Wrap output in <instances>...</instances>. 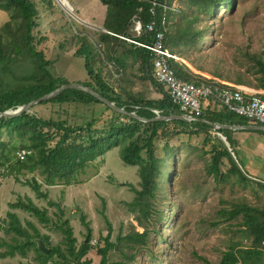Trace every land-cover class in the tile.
<instances>
[{"label": "rangeland", "instance_id": "1", "mask_svg": "<svg viewBox=\"0 0 264 264\" xmlns=\"http://www.w3.org/2000/svg\"><path fill=\"white\" fill-rule=\"evenodd\" d=\"M34 1L39 11L34 19V44L53 61L49 69L55 76H61L68 82L90 81L97 86L95 79L87 74L84 57L76 55L86 38L95 53V69L124 101L130 94L150 99L162 97L140 59L131 53L132 42L121 37L104 39L110 30L99 25L98 20L106 14V5L99 0ZM210 1L172 0L169 3L166 15L169 44L199 71L195 76L201 81L217 77L257 87L261 72L253 57L264 59V0H235L234 4L217 0L214 8L209 5ZM61 5L73 11L74 15ZM7 14L0 24L10 19ZM14 16L20 22V16ZM188 27L193 34L201 31L205 36H199L194 43H187L185 38L181 39V30ZM14 69L19 75L28 73L33 69L32 60L27 54L22 55L15 61ZM0 79L9 84L17 82L1 69ZM101 90L103 88L99 87L100 93ZM110 94L113 95L112 91ZM30 113L47 120H64L76 127L68 142L75 139L88 143L91 134L100 137L112 125L130 122L129 118L98 102L38 103ZM172 120H166L168 123L160 130L154 143L160 170L155 179L156 197L150 199L152 208L147 217L140 209L132 208L136 192L131 184L137 190L142 188L140 165L126 163L121 157L120 147L90 161L72 184L47 185L43 183L46 172L40 166L34 172L23 166L18 169L16 151L21 145H29V139L9 135L4 128L0 138L8 143V147L6 155L0 150L1 217L8 219V213L16 211L23 227L32 230L28 224L32 222L41 233L45 231L50 236L49 244L46 243L48 247L60 245L63 248L65 257L52 256L46 264L75 260V254L69 251L72 241H68L59 228L65 226L66 220L73 227L76 249L86 241L91 231L93 249L86 257L92 260V264H100L101 256L97 249L105 245L107 219L112 223L111 240L115 243L108 251V264H221L225 253L232 248L253 247L254 235L245 222L249 211L243 208L252 206L264 210V185H259L256 180L242 179L228 158L222 160L220 175L208 173L214 149L218 151L222 147L219 137L223 133L215 128L198 133L196 126H182ZM50 134L52 139L49 143L54 145L60 135L55 128L50 130ZM230 135L235 149L223 136L247 172L264 179V134L251 129H232ZM143 155L148 160L145 151ZM248 155L252 157L251 162L247 160ZM32 179L42 183L49 199L61 202L62 215L55 204L50 205L47 198L39 197L25 183ZM28 198L39 207L48 209L50 223L44 224L32 213L10 205L19 199L28 201ZM236 208L240 212L231 216ZM82 215H86L89 227L84 225ZM134 232H145L144 241ZM3 239L7 243H15L23 237L1 229L0 242ZM7 249L8 245H1L0 253ZM39 253L33 244L26 254L17 251L13 256L0 255V264H41ZM236 264L245 263L240 260ZM254 264H264V256Z\"/></svg>", "mask_w": 264, "mask_h": 264}, {"label": "trees", "instance_id": "2", "mask_svg": "<svg viewBox=\"0 0 264 264\" xmlns=\"http://www.w3.org/2000/svg\"><path fill=\"white\" fill-rule=\"evenodd\" d=\"M100 1L107 6L106 19L104 22L105 28L116 34L133 36L131 28L134 17H139L145 25L153 20H157L158 26L163 28L161 26L162 18L164 15H167L170 6L169 3H171L172 0H160L161 4L156 6V14L151 12V7L153 6L152 0ZM220 1L234 4L235 0ZM217 3V0H212L209 5L214 8V6H217ZM165 5L169 6L166 8ZM11 8H13L12 14ZM0 10L10 15L9 20L5 21L4 24H0V69L5 75H10L17 81L14 84H9L7 81L0 79V110L5 111L8 109H16L20 105H24L33 99L42 97L54 91L62 84L69 82L61 76H55L52 73L49 67L53 64V61L48 59L45 53L37 49L34 44V19L39 13L35 1L0 0ZM16 14L20 16V22H18V19H15L14 15ZM13 25H16V27H13ZM197 33V35L193 34L192 31H190V27L182 29L181 35L183 36L181 39H186L187 43H194L198 40L199 36H205L204 32L200 31ZM107 38L120 39L119 36L111 33L104 35V39ZM135 39L144 43L150 41L148 33H142V35L135 37ZM166 43L169 48L175 52L168 42V32L166 33ZM131 44V53L140 59L142 67L145 69V72L148 73L147 76L157 89H159L160 93H162L161 98L150 99L130 94L127 95L128 98L124 101L121 96L116 93V89L105 81L95 69V53L93 52L90 41L86 38L76 51V55L84 57L87 74L95 79L97 86L90 81L83 83L98 92L99 87L103 88L101 93L105 97L115 101L119 106L125 107L128 111H135L145 118L153 119L157 117L158 114L154 109L160 110L161 116L180 114L181 111L179 106L173 103L170 93L152 75L153 64L151 62V51L147 47L137 43L132 42ZM18 48H20V51H18ZM25 54L32 60L33 69L28 73L19 75L15 72L14 64L19 57ZM253 59L257 63L258 70L261 72L260 83L257 87H259L258 89H264V59L260 58V56H254ZM171 63L176 68L177 74L180 77L195 81L197 84L201 82V79L197 78L194 72L190 71L188 67L174 62L173 60H171ZM234 83L244 84L241 81H235ZM111 91L113 95L110 94ZM72 100L81 103H103L91 93L77 88H67L59 95L39 103H62ZM106 107L118 115L129 118L130 122L121 125L114 124L105 135H101L100 137H95L91 134L88 143H84L83 141L78 142L75 139L68 142L77 129L69 125L67 121L47 120L31 114L30 112L15 117H0V136L3 134L4 128H6V132L9 135H19L29 139V145H21L17 149V151L21 148L27 149V158L25 160L18 159L16 151V159L19 164L18 169L20 170L21 166H23L30 172H34L37 166H40L42 170L46 172L43 183L47 185H55L58 183H63L64 185L72 184L73 180L77 179L76 175H78L90 161H94L115 147H120L121 157L126 163L140 165L142 188L137 190L131 184L133 190L136 192L132 208H134V210L137 208L140 209L142 215L147 217L152 208L150 199L156 197L157 183L155 179L160 170L159 160L155 154L154 143L155 140L158 139L160 130L163 129L168 122L162 119L143 121L131 115L120 113L107 104ZM219 107L220 103H215V106L205 109L199 116V119L195 121L188 122L181 119H173L172 122L182 126L194 125L198 128L196 131L198 133L214 128L210 122L229 125L251 124L247 117L228 111L226 108ZM90 125L91 123H89V126ZM53 128L57 130L60 137L54 145H51L49 143L52 139L50 130ZM81 128L84 127L81 126ZM89 131L91 132V130ZM219 131L227 137L231 147L234 148L233 138L230 135L232 129H220ZM257 131L264 134V130ZM221 146V149L218 151L214 149L215 152L212 155L211 162L207 169L208 173L216 176L221 174V165L224 157H227L232 165L237 167L230 151L225 148L223 142ZM7 147L8 143L0 138L1 154L6 155L5 150ZM144 151L147 153L148 160H146L143 155ZM241 174L242 178H247L243 173ZM25 183L29 184L39 197L47 198L50 205L54 204L52 199H49V193L42 189V183L36 179L27 180ZM10 205L12 208H20L32 213L44 224L51 222L48 209L46 207H39L29 198L28 201L19 199L16 202L10 203ZM243 210L249 211H246L245 222L250 228L251 234L254 235L253 247L232 248L225 253L226 255L223 257L221 264H236L240 260L245 264H254V261H258L264 256V210L252 206H245ZM239 212L240 210L236 208L230 214L231 216H235ZM102 213H104V209ZM81 218L84 225L89 227L90 223L86 221V215H82ZM107 222L108 234L104 239L105 245L97 249L98 254L101 256L100 264H108V251L110 247L115 246V243L111 240L113 226L108 219ZM28 224L33 231L22 226L20 218L15 212L10 211L8 213V219H3L0 215V230L4 229L6 232L13 231L23 237L20 242L16 241L15 243H7L3 239V241L0 242V246L6 244L9 249L0 253L2 257L13 256L17 251L26 254V251H28L33 244L36 250L40 252L38 259H40L41 264H46L48 260L55 255L65 257L64 250L60 245L51 246V252L49 254L43 252L38 247L37 238L43 239L49 244L50 236L42 235L32 222ZM64 224L65 226L63 225L59 228H61L68 241H72L69 246V251L71 254H75V260L74 262H69L67 260V262L62 264H92V260L86 257L89 251L93 249L90 242L91 236L88 242L83 241L79 248L76 249L74 246L76 239L72 238L73 227L68 220H66ZM134 234L141 237L144 241L146 236L145 232H134Z\"/></svg>", "mask_w": 264, "mask_h": 264}, {"label": "built area", "instance_id": "3", "mask_svg": "<svg viewBox=\"0 0 264 264\" xmlns=\"http://www.w3.org/2000/svg\"><path fill=\"white\" fill-rule=\"evenodd\" d=\"M151 12L156 14V6L160 0H152ZM167 8L168 6L165 5ZM167 16L164 15L161 27L157 20L144 24L139 17H134L132 35L124 36L109 31L111 34L147 47L152 53L153 77L170 93L173 103L179 106L181 113L188 116L189 121L199 119V116L207 108H212L215 103H220V108L247 117L253 124L264 125V89L247 87L217 77H208L199 84L187 80L177 74L176 68L171 63L183 64L188 67L184 58L173 52L166 43ZM148 33L150 41H137L135 37ZM199 71L194 72L198 75ZM160 115V110L154 109ZM27 149L17 151L20 160L27 158Z\"/></svg>", "mask_w": 264, "mask_h": 264}, {"label": "water", "instance_id": "4", "mask_svg": "<svg viewBox=\"0 0 264 264\" xmlns=\"http://www.w3.org/2000/svg\"><path fill=\"white\" fill-rule=\"evenodd\" d=\"M18 51H20V48H18ZM67 88H77V89L87 91V92L91 93L92 95H94L95 97H97L103 103L112 107L114 110H116L120 113H123V114L131 115V116H133L137 119L143 120V121H151V120H157V119L158 120L159 119H162V120L181 119V120L189 121L188 116L183 114V113L169 115V116L158 115L157 117H155L153 119L142 117L139 114H137L135 111H128L125 107L119 106L115 101H112L111 99L105 97L102 93L96 91L95 89H93L92 87L88 86L87 84H85L81 81L69 82V83L62 84L61 86H59L54 91H52L46 95H43L42 97L33 99L24 105H20L16 109H8L5 111L0 110V117H15V116L23 115L24 113L30 112L34 105L38 104L39 102H41L43 100L50 99V98H53V97L59 95L63 90H65ZM210 124L213 125V127L217 130L223 129V128H227V129H246V128H249V129L264 130V125L253 124V123L248 124V125H229V124H221V123H217V122H212V123L210 122ZM220 136H222V137H219V138L222 140V142L226 146V148L230 151L233 159L236 161L238 166L241 167L237 158H236V155H235L233 149L228 145V142L226 141L225 136H223L221 134H220ZM53 203L55 204V206L58 207L60 214L62 215L64 213V209L61 206V202L60 201H53ZM90 236H91V231H89L86 242L89 241ZM37 241H38V247L43 252H46L48 254L51 252V247H48L46 242L43 239L39 238V239H37Z\"/></svg>", "mask_w": 264, "mask_h": 264}, {"label": "crops", "instance_id": "5", "mask_svg": "<svg viewBox=\"0 0 264 264\" xmlns=\"http://www.w3.org/2000/svg\"><path fill=\"white\" fill-rule=\"evenodd\" d=\"M100 1V0H99ZM94 2H97V1H94ZM101 2V1H100ZM95 5H98V4H95ZM105 5V4H104ZM106 8H107V6H106ZM103 11H104V8L102 9ZM83 13H84V11H83ZM105 13H107V10H106V12ZM84 15L86 16V18L88 19L89 17H87V13H84ZM6 16H8V14H7V12H5V11H3L2 10V12H0V21L1 22H4V19H5V17ZM105 19H106V14H102V16H101V20H98L99 22H98V24L99 25H104V22H105ZM179 54V53H178ZM184 58V57H183ZM184 60H185V58H184ZM186 61V60H185ZM186 63H187V65H189V63L186 61ZM189 67L191 68L190 69V71H192V72H196V71H198V70H196V69H194V68H192L190 65H189ZM247 87H249V86H247ZM251 88H254V87H251ZM257 89V88H256ZM159 94H161L160 96H162V93H160L159 92ZM160 98V97H159ZM181 114V113H180ZM174 115V114H173ZM223 129H227V128H223ZM246 129H249V128H246ZM236 130V129H235ZM238 130H240V129H238ZM252 131H254V130H258V129H251ZM234 140V139H233ZM234 144V143H233ZM235 147V146H234ZM235 149V148H234ZM234 151V150H233ZM244 152H246V151H244ZM234 153H235V155L237 156V154H236V152L234 151ZM254 156H255V154H253ZM260 155V154H259ZM224 158H227V157H224ZM233 158V157H232ZM251 158L252 157H250L249 155L247 156V160L249 161V162H251ZM237 160H238V162H239V164H240V166L241 167H239L238 166V164L236 163V166H237V168H238V170H239V172H240V175H242L241 173H243L247 178H246V180L248 179H252V180H256V181H258V183H259V185H264V179H261L260 177H258V176H255V175H251V174H249V172H247V170L244 168L245 166H244V164H242V162H241V160L239 159V157L237 156ZM230 161V160H229ZM236 162V161H235ZM242 177V176H241ZM242 179H244V178H242ZM18 209H20V208H18ZM17 209V210H18ZM23 210V209H22ZM15 213H16V211H15ZM17 215H18V212H17ZM36 226V225H35ZM41 233V232H40ZM42 235H47V233H45V231H43L42 233H41ZM37 239H39V238H37Z\"/></svg>", "mask_w": 264, "mask_h": 264}, {"label": "bare ground", "instance_id": "6", "mask_svg": "<svg viewBox=\"0 0 264 264\" xmlns=\"http://www.w3.org/2000/svg\"><path fill=\"white\" fill-rule=\"evenodd\" d=\"M60 3V0H57ZM62 6V5H61ZM67 12H69L72 16L74 15V12L71 11L70 9H67L66 7L62 6ZM76 16V15H75ZM87 23V22H86ZM88 24V23H87ZM101 28V27H100Z\"/></svg>", "mask_w": 264, "mask_h": 264}]
</instances>
